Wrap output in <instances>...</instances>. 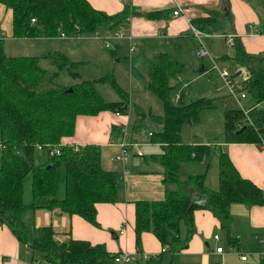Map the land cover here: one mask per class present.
Wrapping results in <instances>:
<instances>
[{
  "label": "trees",
  "instance_id": "obj_1",
  "mask_svg": "<svg viewBox=\"0 0 264 264\" xmlns=\"http://www.w3.org/2000/svg\"><path fill=\"white\" fill-rule=\"evenodd\" d=\"M246 1L252 6L264 7V0ZM0 5L9 10V30L13 37L51 36L60 32L72 35L90 32L99 26L111 28L128 13L122 10L108 14L92 7L87 0H0ZM215 14L216 11H210L189 21L203 32H221ZM260 22L264 24V17ZM2 37L0 35V224L27 245L29 259L38 264H111L115 251L107 250L103 243L71 236L60 239L50 224H31L32 236L28 241L25 211L58 209L66 214L76 213L97 225L95 202L117 200L115 174L101 166L96 143H62L60 137L73 134L77 114L94 115L100 110L127 114V98L110 74L56 85L51 80L63 67L71 76H78L77 71L69 69L74 61L70 62L62 53L45 55L51 57L55 66L47 75L46 69L38 64V56L6 54ZM232 46L229 58L244 69L242 78L236 80L244 95L240 104L230 99L236 105L223 106L221 138L264 146V107L259 105L264 98V48L250 53L236 37ZM225 56L224 53L221 58ZM177 70L178 63L162 52L155 54L147 71V87L162 100V113L153 115L161 126L149 133L151 141L162 143L161 150L151 153L149 158L163 167V196L133 201V231L136 250H140L143 231H150L163 249L156 255H144L138 264H160L163 252L172 255L185 248L195 231V208L208 209L220 226L227 228L231 202L264 203L261 188L239 174L225 151H217V187L214 189L205 186L203 173L181 171L183 160H200L209 151L206 143L181 142V126L197 122L199 112L214 107V103L211 97L201 95L185 100L181 94L173 102L169 92L175 84L170 79ZM100 81H107L123 98L104 99L94 87V83ZM245 97L247 104L242 103ZM113 128L110 125V129ZM47 143L59 144V152L50 153ZM125 143L127 150L130 143ZM36 144L41 145L40 148ZM27 174L30 197L24 202L22 179ZM195 194L202 196L201 202L194 200ZM260 264H264V260Z\"/></svg>",
  "mask_w": 264,
  "mask_h": 264
},
{
  "label": "crops",
  "instance_id": "obj_2",
  "mask_svg": "<svg viewBox=\"0 0 264 264\" xmlns=\"http://www.w3.org/2000/svg\"><path fill=\"white\" fill-rule=\"evenodd\" d=\"M87 1L92 7L108 14L122 10H126L128 13L114 27L99 26L104 28L100 32H98V27L90 32L72 35L65 33L64 35H60L57 33L51 36H34V38L41 39L44 37L54 39L78 37L80 35L91 38L100 37L103 45L110 48V52L118 58L125 51L130 55L134 52L135 47H137L138 51H136L135 55H138L140 61H136V69L138 66H141L142 58L144 59L143 65H145V69L141 68L140 70L141 73L145 74L143 79L145 81L144 89L149 90L147 87V71L152 59L155 54L165 52L166 55L178 63V70L173 78L170 79V82L175 84V87L178 86V88H173V96L174 93H179L183 97L187 95L186 84L188 80L184 79L185 75L183 74L185 64L178 57L176 50L184 48V51H188V53L189 51L194 52L197 39L196 43L191 44L192 40L190 37L193 38V35L190 30L189 20L199 15H206L210 11H216L215 15L221 25L218 30L221 32H204L202 36L220 35L224 40L223 33L234 32L235 37L238 38L246 51L255 53L264 48V30L260 28V20L264 17V11L262 7L258 5L252 6L246 0H227L226 4L225 0ZM173 9H178V12L172 14L171 11ZM0 11H3L0 12V35L4 36L7 34L8 38L16 40L19 37L10 35L9 10L0 5ZM259 29L261 32H259ZM105 40L108 43L107 45L104 43ZM125 46H127L126 50H124ZM169 48L175 50L169 51ZM53 51V54L62 53L65 55L59 50ZM135 55H133L134 57H130L128 63L131 64V61L136 60ZM207 55L209 64L200 62L203 65L202 71L198 70V66L196 69H187L186 74L190 76V80L195 81L206 70L210 85L217 92V98L222 100V106H225L224 98H229L227 90L218 75L217 69L212 67V62L215 63L218 69L222 67L227 69V67L219 66L216 57L212 56L209 52ZM65 57L70 62L74 61L73 65L78 62V59H70L68 54ZM173 57L176 58L174 59ZM51 63L54 65V62L50 58L49 64L51 65ZM233 65V71H229L228 69L227 71L235 79L234 76L238 73L243 75L244 69L238 63H233ZM204 66H206V69ZM210 70L215 71L219 77L218 83H216L217 79H214L210 75L211 72H208ZM235 72L237 74H234ZM134 86L138 87V85ZM194 88L199 91H209V85L205 83H195ZM201 95L211 97L212 99L215 98L214 96L204 94L195 95L194 97ZM130 101H133V97H131ZM160 101L161 103H156L154 110L149 106L145 111L143 107L148 106H142L139 103H136V106L139 108L133 106L131 110V106H129L132 112L131 116L128 113H111L109 110H100L94 115L77 114L73 134L61 136L60 141L62 143L94 142L99 146L101 166L112 170L115 174L117 200L112 202H95V221L97 225L88 222L76 213L66 214L58 211V209L46 210L41 208L28 211L31 214L33 224H50L57 233H61L65 237L71 236L72 238L85 239L91 243L101 242L109 251L124 249L131 255L138 252L140 254L144 253L143 256L156 255L160 252L163 246H161L157 238L150 231L141 232L140 243L138 245L140 250H136L137 246L133 231V201L143 198L158 199L163 196V185L161 182L163 167L159 162L149 158L151 153L160 152L162 143L151 141L148 134L150 131L158 130L161 126L160 122L153 118V115L162 113V100L160 99ZM132 118H134V125L140 123L143 118H147L157 125V128L148 129L145 137L142 135V131L137 133L136 129L132 130L131 134L127 136V127ZM133 122L131 123L132 126H134ZM110 125L114 126V128L110 129ZM216 137L215 141L203 136L200 139H184L180 129L181 142L206 143L209 146L208 153L202 159L198 161L196 159L183 160L180 163L181 171L183 173H203L205 186L210 189L216 188L218 172L217 151L222 150L226 152L239 174L258 185L264 196V146L247 141H224L221 138V134H218ZM121 139L130 143L126 150L128 155L122 161L113 158L118 153V142ZM138 144L144 147V151L139 149L141 151L139 155L133 149L134 146L138 147ZM107 148L111 149L113 153L109 158H106L104 154ZM210 153L214 156L213 158H216V161L212 164L208 160ZM107 159L111 161L115 160L113 161L115 163L107 162ZM169 187H172V185H169ZM193 198L196 202L202 201L201 195L195 194ZM228 210L230 215L229 222L227 228H223L211 211L206 208H195L193 210L195 231L191 234L185 248L170 255L169 264H260L261 260H264V203L246 204L231 202ZM28 213L26 214L28 215ZM214 233L218 235L217 238L213 237ZM218 245L221 246V251L215 250V247ZM239 255H245V257L241 259ZM0 263L38 264L29 259L27 245L20 243L4 224H0Z\"/></svg>",
  "mask_w": 264,
  "mask_h": 264
},
{
  "label": "rangeland",
  "instance_id": "obj_3",
  "mask_svg": "<svg viewBox=\"0 0 264 264\" xmlns=\"http://www.w3.org/2000/svg\"><path fill=\"white\" fill-rule=\"evenodd\" d=\"M258 6L262 7L264 11L263 5L258 4ZM3 12V11H0ZM260 28L264 30V24L260 25ZM104 28L99 27V31H102ZM3 48L4 52L8 55H31V56H38V64L41 65L46 69L45 74H49L52 70L55 69V66L50 63V56L44 57L47 54H53V50H59L60 52H63L65 55L68 54L70 59H78L73 66H70L69 69L73 71L78 72L77 77H73L70 74H68V69L66 67H63L59 70L58 75L53 78L51 81L56 85L61 84H67L71 82L78 81L82 78H94L101 76L102 74H110L114 75V79L116 80V83L118 86L122 89V92L124 94V97L127 98L128 101V111L127 113L131 116L132 112L130 111L129 106H131V110L136 106V103L141 104L142 106H148L143 107V110H147L150 106L152 110L156 108V103H161L160 99L151 91L148 89H144V83L145 81L144 76L145 74L141 73V68L145 69V65H143V58L141 62V66H138L136 69V61H140L138 58V55H135L137 50V47H135L134 52L128 55L125 52H123L120 57L118 58L116 55H113L110 52V48H107L103 45L101 42L100 37H85V36H78V37H64V38H26V37H19L16 38V40H11L8 38L7 34H5L3 37ZM192 40L191 44L196 43V38L193 36L190 37ZM202 42L208 52L216 57V61L219 66H225L229 71H233L234 65L233 61L229 58V55H231L233 51L232 45H226L224 43L223 38L218 36H202ZM189 45H190V39ZM187 41V42H188ZM105 43V41H104ZM134 46V45H133ZM192 46V45H191ZM127 46H125L126 50ZM169 51L175 50V49H168ZM174 53L178 52V57L181 58V61L184 62L185 68L183 71V74L185 75L184 79L188 80V83L186 84L187 89V95L184 96V99L187 100L188 98H192L195 95L204 94L208 96H214L213 99L214 107H208L204 108L199 112V119L197 122L192 124H183L181 127V134L184 139L189 138H195L200 139L201 136L204 138H210V140H216V136L221 134L222 130V122H223V116H222V104L221 99L217 98L218 94L213 89L212 85H210V81L208 80L206 70L203 71L202 76L198 78L197 80L193 81L190 80V76L186 74V70L190 68H197L199 66L200 62H203L204 64L208 63V55H204L202 57L196 56L194 52L192 51H184V48L181 50L173 51ZM226 54L224 58H221L223 54ZM135 55L136 60L131 61V64L128 63L130 61V57ZM174 56V55H173ZM134 57V56H133ZM174 59L176 57H173ZM208 72H211L210 75L217 79L216 83H218L219 77L216 75L215 71L210 70ZM235 80H239L242 77L241 73H238L234 76ZM135 79V80H134ZM204 81V82H203ZM141 82V83H140ZM205 83L209 85V91H199L194 88L195 83ZM220 82V81H219ZM132 83V85H130ZM140 83V84H139ZM138 85V87L134 86ZM221 86V85H220ZM95 89L99 92V94L106 100H119L122 99L123 96H121L116 90H114L113 87L110 86V84L107 81H100L94 83ZM175 88H178L175 87ZM173 91L169 92L170 97L173 96ZM223 91V89H221ZM142 96V97H141ZM131 97H133V101L131 100ZM226 105L234 106V102L230 100L229 98H224ZM243 104L249 103L247 98H243L242 100ZM260 105L264 107V98L260 101ZM139 108V107H137ZM114 113V112H111ZM134 118L130 120L129 126L127 127L126 134L129 136L131 134L132 130L136 129L137 133L139 131H142V135L145 137L148 129H156L157 125L153 124L152 121L148 120L147 118H143L140 123L137 125H134L133 122ZM133 122V125L131 123ZM126 138V137H125ZM212 142V141H211ZM138 148L142 151H144V147L140 144H138ZM104 149V148H103ZM120 151V148L118 146V153ZM128 152V151H127ZM146 152V151H145ZM117 153V154H118ZM106 155V158H109L110 155H112V150L107 148L104 152ZM146 154V153H144ZM125 155L127 157V153L125 152ZM212 154H209L208 160L210 164L215 162L216 158H213ZM115 158V155L114 157ZM194 160V159H191ZM107 162H113L115 160L107 159ZM196 161H198L196 159ZM115 163V162H113ZM60 190V189H59ZM30 197V191H29V174L25 175L22 179V199L24 202L28 201ZM29 210L25 211V222L28 225V241L31 240L32 231H31V224H33V220L31 218V214L28 213ZM28 213V215L26 214ZM57 237L62 239L66 238L65 236H62L61 233H56ZM143 254H140L138 252L133 253V255L130 254V259L127 261L126 264H138V260L143 259ZM160 264H169V258L170 254L167 252H163L161 254Z\"/></svg>",
  "mask_w": 264,
  "mask_h": 264
},
{
  "label": "built area",
  "instance_id": "obj_4",
  "mask_svg": "<svg viewBox=\"0 0 264 264\" xmlns=\"http://www.w3.org/2000/svg\"><path fill=\"white\" fill-rule=\"evenodd\" d=\"M172 14H176L178 12V9H173ZM190 30L192 32V35L197 39V43L194 47V53L197 56H204L207 55L208 51L206 50V48L204 47V45L202 44L200 38L202 35H204V32L195 28L193 25L190 24ZM116 33V32H115ZM60 35H64L63 32L59 33ZM223 37H224V41L226 44H232L233 42V38L235 37V33L234 32H226L223 33ZM105 44L107 45V41L105 40ZM212 67H215L218 71V75L221 78L223 85L226 87L227 90V95L230 99L236 101L237 103H241V99L244 95L243 90H241V85L238 83V81H236L234 78H232L229 74V71H227V69H225L224 67L218 69L215 65L214 62H212ZM179 93H174L173 96V102H176L179 98ZM244 113H246V108L244 109ZM150 132H148L149 134ZM58 145L59 144H49L47 143L46 146L49 147V151L50 153H58L59 149H58ZM37 148H40L41 145L36 144L35 145ZM118 146L120 148V151L118 154L115 155V159L117 160H124L126 155V143L123 140H120L118 142ZM134 151L136 154H141V151L139 150V148L137 146H134ZM214 238H217L218 235L216 233L213 234ZM216 251H221V246L218 245L215 247ZM264 256V255H263ZM239 257L241 259H243L245 257V255H239ZM130 259V254L127 250H117L115 251V254L113 256V261L111 264H126L127 261H129ZM43 264H48L43 263Z\"/></svg>",
  "mask_w": 264,
  "mask_h": 264
},
{
  "label": "water",
  "instance_id": "obj_5",
  "mask_svg": "<svg viewBox=\"0 0 264 264\" xmlns=\"http://www.w3.org/2000/svg\"><path fill=\"white\" fill-rule=\"evenodd\" d=\"M198 70L202 71L203 70V65L202 63H200L199 67H198ZM234 74H237V72H235Z\"/></svg>",
  "mask_w": 264,
  "mask_h": 264
}]
</instances>
